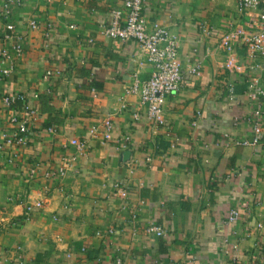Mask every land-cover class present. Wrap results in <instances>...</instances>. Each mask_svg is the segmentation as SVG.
<instances>
[{"label":"crops","instance_id":"0c3cea01","mask_svg":"<svg viewBox=\"0 0 264 264\" xmlns=\"http://www.w3.org/2000/svg\"><path fill=\"white\" fill-rule=\"evenodd\" d=\"M120 4L19 0L9 18L23 52L0 77V92L25 94L38 116L25 145L0 151V264H113L115 257L122 264H264V250L260 262L251 258L264 239L255 226L264 225V140L235 143L250 140L252 109L264 107V96L245 95L252 78L264 87V60L236 44L239 67L230 70L219 46L228 26L259 29L255 13L237 12L234 0L144 1L146 23L176 36L181 73L156 125L138 94L125 92L133 74L149 75L139 46L99 33ZM46 70L57 74L45 78ZM5 119L0 109V128ZM105 120L110 140L101 142ZM73 137L85 139L84 154L69 144ZM231 208L239 217L227 224ZM151 222L163 236L145 233Z\"/></svg>","mask_w":264,"mask_h":264},{"label":"built area","instance_id":"2783aa9c","mask_svg":"<svg viewBox=\"0 0 264 264\" xmlns=\"http://www.w3.org/2000/svg\"><path fill=\"white\" fill-rule=\"evenodd\" d=\"M145 0H121L120 7H112L109 10V18L104 24L99 25V33L107 38L118 41H134L140 48L145 61L150 66L147 78L139 81L135 74L131 84L125 89L126 93L138 94L139 103L144 108V116L147 121L156 125H162L163 104L166 96L177 91L181 81L180 64L177 57V39L165 27L157 22L147 24L142 16V7ZM261 0H235L237 12H253L260 28L257 30L245 29L240 25L228 26L219 38V46L226 54L224 66L227 69L237 70L239 65L235 63L234 46L241 44L244 53L249 58L261 57L264 60V4L259 6ZM264 3V0H262ZM19 0H0V22L3 27L0 30V77L8 76L12 71L15 58L23 52V41L20 33L10 21V16ZM28 27L34 29L37 23L29 19ZM201 31L209 33V29L201 26ZM90 42L91 39H88ZM198 64L189 67V72L198 70ZM57 74V70H46L43 77ZM229 92L232 87L228 86ZM249 100H256L258 96H264V87L259 86L258 80L252 78L247 84L245 92ZM0 109L6 114V126L0 128V151L11 149L14 146H23L28 141V134L37 120L38 111L28 103L25 94L20 92H0ZM252 123L250 126V140H238L236 144L254 145L263 137L264 140V107L257 104L252 109ZM48 132H54L52 126L47 127ZM111 125L108 120L103 122V130L100 132L101 142L110 140ZM89 134L95 135L96 128L91 126ZM69 144L75 152L82 155L86 152V142L82 138H70ZM62 161H65L62 158ZM63 167L58 168V174L64 173ZM116 194L124 198L126 190L116 183L113 185ZM34 207H40V202H34ZM30 207H27L28 210ZM27 214V213H26ZM27 217V215H25ZM134 217V215H132ZM239 217V211L231 208L225 216L227 224H234ZM257 228H264L263 223L257 222ZM146 234L163 236L164 228L155 223H148L144 227ZM231 233L235 236L234 230ZM226 243V239H223ZM231 248H237L236 242L229 243ZM256 252H251L254 263L262 259L261 252L264 250L263 242L256 245ZM262 250V251H261ZM113 264H122L121 259L115 257ZM172 264V263H168Z\"/></svg>","mask_w":264,"mask_h":264},{"label":"water","instance_id":"95a60500","mask_svg":"<svg viewBox=\"0 0 264 264\" xmlns=\"http://www.w3.org/2000/svg\"><path fill=\"white\" fill-rule=\"evenodd\" d=\"M234 1H235V0H234ZM121 157H122L123 160L128 159V157H129V151H128V150H124V151H122V152H121Z\"/></svg>","mask_w":264,"mask_h":264},{"label":"trees","instance_id":"16d2710c","mask_svg":"<svg viewBox=\"0 0 264 264\" xmlns=\"http://www.w3.org/2000/svg\"><path fill=\"white\" fill-rule=\"evenodd\" d=\"M92 86H93L94 89H100V87H101L99 84H94V83H93Z\"/></svg>","mask_w":264,"mask_h":264}]
</instances>
